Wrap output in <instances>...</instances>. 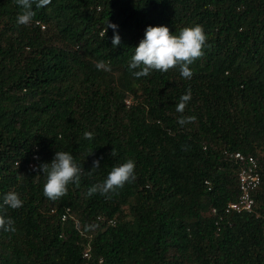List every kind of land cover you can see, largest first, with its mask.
<instances>
[{
  "label": "trees",
  "instance_id": "1",
  "mask_svg": "<svg viewBox=\"0 0 264 264\" xmlns=\"http://www.w3.org/2000/svg\"><path fill=\"white\" fill-rule=\"evenodd\" d=\"M33 10L18 25L15 0H0V215L16 229L0 230V264H264V0H52ZM109 23L118 47L113 29L102 35ZM197 24L208 39L191 79L178 67L129 71L148 26L178 35ZM187 89L183 116L196 119L180 126ZM57 151L85 173L52 201L32 169ZM233 152L258 164L249 214H220L237 196ZM128 159L134 182L111 199L88 195ZM9 191L23 207L3 205Z\"/></svg>",
  "mask_w": 264,
  "mask_h": 264
},
{
  "label": "clouds",
  "instance_id": "2",
  "mask_svg": "<svg viewBox=\"0 0 264 264\" xmlns=\"http://www.w3.org/2000/svg\"><path fill=\"white\" fill-rule=\"evenodd\" d=\"M51 2L52 0H15L20 9L16 23L22 26L31 24L36 15L33 5L36 8H44ZM108 28L113 29V47H118L121 44V37L117 31L118 26L107 24L102 35L106 34ZM207 39L203 26L199 24L180 29L178 35L172 34L166 26H148L144 38L134 49V54L128 63V69L135 78L139 79L148 76L153 70L167 73L170 69L178 67L181 77L191 79L193 72L189 66L204 55L203 49ZM96 67L98 70L111 71L110 62L104 60L98 61ZM190 100L191 89H187L186 94L179 98L176 105V111L181 114L177 120L180 126L192 123L196 119L194 116H183ZM84 138L92 140L93 134L85 132ZM116 155V150L113 148L111 156L115 157ZM92 164V170L87 172L88 175L100 169L99 159L93 160ZM135 167V162L132 159L113 166L106 179L93 184L88 189V195L99 193L106 199H111L112 195L118 194V190L122 189L126 183L135 181ZM32 170L43 173L45 177L43 194L52 201L67 195L68 185L79 183L81 175L85 173L83 168L75 163L74 157L66 151H57L50 164L42 163L34 166ZM3 205L11 209H19L23 207V200L19 193L9 191L3 197ZM14 224L12 218L0 215V230L15 232Z\"/></svg>",
  "mask_w": 264,
  "mask_h": 264
},
{
  "label": "built area",
  "instance_id": "3",
  "mask_svg": "<svg viewBox=\"0 0 264 264\" xmlns=\"http://www.w3.org/2000/svg\"><path fill=\"white\" fill-rule=\"evenodd\" d=\"M227 156L238 166L236 173L237 196L234 201L227 203L221 209L220 214H249L253 208L252 194L260 184V173L257 161L253 156L244 155L240 152L227 153ZM28 166L31 167V163ZM204 185L209 186L208 182H204ZM217 213V210L214 208L209 210V214L212 217H215ZM67 217H69L68 209H64L60 215V221H64ZM109 223L111 224V222ZM87 255L88 247L86 246L82 257L87 258Z\"/></svg>",
  "mask_w": 264,
  "mask_h": 264
}]
</instances>
